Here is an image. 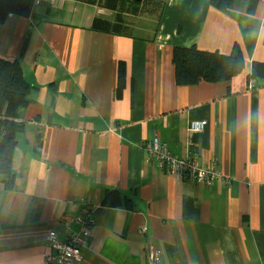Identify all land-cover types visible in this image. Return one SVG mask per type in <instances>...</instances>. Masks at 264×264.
<instances>
[{
    "label": "crops",
    "instance_id": "1",
    "mask_svg": "<svg viewBox=\"0 0 264 264\" xmlns=\"http://www.w3.org/2000/svg\"><path fill=\"white\" fill-rule=\"evenodd\" d=\"M163 1L132 35L91 29L114 11L87 0H39L36 17L0 24V56L18 59L32 85L13 185L0 174V264H44L46 235L65 237V220L87 208L97 223L73 264H151L154 249L160 264H264V84L249 79L264 61V0ZM175 46L239 48L245 67L181 85ZM155 135L181 157L199 151L231 184L160 169L147 153ZM107 189L120 206L102 204Z\"/></svg>",
    "mask_w": 264,
    "mask_h": 264
},
{
    "label": "trees",
    "instance_id": "2",
    "mask_svg": "<svg viewBox=\"0 0 264 264\" xmlns=\"http://www.w3.org/2000/svg\"><path fill=\"white\" fill-rule=\"evenodd\" d=\"M114 11L112 19L104 16L93 18L91 29L117 35H132L135 18L141 14L155 15L160 18L165 6L163 0H87ZM36 0H0V24L9 13L22 16H35ZM47 8L46 13L49 12ZM176 82L195 84L201 80L227 81L245 67V58L239 48L230 54L218 51H204L196 46H175L173 50ZM122 73V69L120 71ZM250 80L264 84V61H253ZM32 85L25 79L18 59L0 56V174L11 187L15 174L12 170L13 154L17 145V133L22 124L17 121L20 111L29 103ZM122 196L117 189H107L102 204L117 207ZM133 207L131 200L126 202Z\"/></svg>",
    "mask_w": 264,
    "mask_h": 264
},
{
    "label": "built area",
    "instance_id": "3",
    "mask_svg": "<svg viewBox=\"0 0 264 264\" xmlns=\"http://www.w3.org/2000/svg\"><path fill=\"white\" fill-rule=\"evenodd\" d=\"M38 3L39 0H36ZM254 82L250 85L254 86ZM206 119L193 120L189 123V131L201 132L207 126ZM148 157L156 165L169 173L175 174L179 178L191 180L198 183H214L221 180L225 185L231 184V179L225 177L216 162L209 167H205L200 160V152L191 148L185 157L174 154L168 145L161 140L159 135H155L151 143L147 146ZM96 218L93 209H85L81 214L71 216L65 220V225L69 233L59 238L54 233L46 235L47 252L44 264H73L82 259V249L88 245V238L92 233ZM74 226V227H73ZM141 231H146L143 226ZM151 264H160V251L152 250L150 254Z\"/></svg>",
    "mask_w": 264,
    "mask_h": 264
},
{
    "label": "rangeland",
    "instance_id": "4",
    "mask_svg": "<svg viewBox=\"0 0 264 264\" xmlns=\"http://www.w3.org/2000/svg\"><path fill=\"white\" fill-rule=\"evenodd\" d=\"M135 33H136V34H139V33H140V29L135 28Z\"/></svg>",
    "mask_w": 264,
    "mask_h": 264
}]
</instances>
